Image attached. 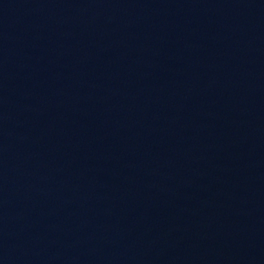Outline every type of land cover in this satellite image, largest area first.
<instances>
[{
	"label": "water",
	"instance_id": "1",
	"mask_svg": "<svg viewBox=\"0 0 264 264\" xmlns=\"http://www.w3.org/2000/svg\"><path fill=\"white\" fill-rule=\"evenodd\" d=\"M0 264H264V0H0Z\"/></svg>",
	"mask_w": 264,
	"mask_h": 264
}]
</instances>
